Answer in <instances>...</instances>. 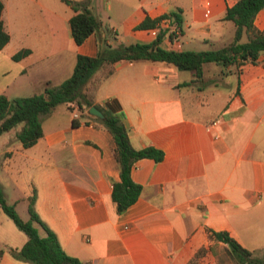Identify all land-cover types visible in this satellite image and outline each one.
I'll list each match as a JSON object with an SVG mask.
<instances>
[{
    "label": "crops",
    "instance_id": "1",
    "mask_svg": "<svg viewBox=\"0 0 264 264\" xmlns=\"http://www.w3.org/2000/svg\"><path fill=\"white\" fill-rule=\"evenodd\" d=\"M235 1L86 0L100 26L75 44L68 26L74 11L61 0H0V19L9 36L0 51L10 59L17 50H29L17 61L10 59L12 71L1 74L9 75L11 84L25 79L31 94L40 92L46 81L56 85L70 75L76 55L94 56L102 41L110 46L152 41V28L168 27L160 16L177 9L180 35L171 40L166 31L161 47L218 49L232 38L233 24L222 16ZM145 17L158 20L152 27L136 28ZM253 25L264 29V7ZM262 59L239 66L237 75L222 74L220 66L206 62L200 82L189 85L181 83L192 78L190 71L165 62L113 64V72L92 90L93 104L121 114L133 148L162 151L158 162L140 158L133 163L130 178L140 185V193L121 213L110 198L111 183L118 179L111 137L68 103L40 116L42 135L29 147L22 148L15 137L9 145V130L0 134L2 190L10 183L21 194L13 205L22 200L27 205L34 189L38 217L62 250L83 264H219V249L226 245L209 239L207 229L226 231L261 255ZM9 87H0V94L10 98L7 90L17 89ZM73 111L78 115L74 119ZM72 119L78 124L72 126ZM25 239L17 236L21 245ZM0 264L30 263L3 250Z\"/></svg>",
    "mask_w": 264,
    "mask_h": 264
},
{
    "label": "trees",
    "instance_id": "2",
    "mask_svg": "<svg viewBox=\"0 0 264 264\" xmlns=\"http://www.w3.org/2000/svg\"><path fill=\"white\" fill-rule=\"evenodd\" d=\"M61 1L74 11V14L68 18L69 32L73 42L80 44L89 34L97 31L100 23L86 7V0ZM263 7L264 0H236L227 7L222 19L232 22L233 34L230 42L218 49L176 51L163 48L160 42L167 29H159L154 39L147 43L132 42L110 46L102 41L94 56L76 55L70 75L60 83L51 85L46 81L40 92L28 96L7 98L0 94V134L22 123L19 131L15 133V139L19 141L22 148H26L34 144L42 135L40 116L48 114L56 105L72 104L87 116L86 110L94 105L92 90L113 72V64L118 61H160L172 65L177 70L190 71L192 78L181 85L200 82L202 65L206 62L220 66L222 74L232 73L230 68L234 67L237 75L239 66L256 63L260 56L264 55V29L258 30L253 25L255 14ZM1 8L0 2V12ZM178 11V9L171 11L160 18H171L175 28L180 31ZM157 20L145 17L136 28L152 27ZM243 36L244 40H242ZM8 40L9 36L3 29L0 19V49ZM28 52V49L17 50L10 59L17 61ZM261 61L264 64V59ZM96 73L99 75L96 76ZM94 106L102 112L103 119L89 117L102 126L111 137L112 155L117 165L118 179L111 183L110 198L115 205L116 213H121L136 200L140 193V185L130 178L133 163L140 158H150L158 162L162 158V151L152 146L133 148L122 125L121 114L105 111L98 105ZM77 124L76 120H71L72 126ZM34 199L35 191L32 189L31 195L27 197V219L22 220L15 212L13 203L6 202L0 185V211L26 237L20 247L7 248L8 254L15 260L30 264H83L62 250L54 232L40 220L33 209ZM36 225L42 230V235L38 234ZM207 237L224 243L228 256L235 264H264V252L261 255H255L251 250L237 243L226 231L207 229ZM2 252L3 249L0 248V255ZM219 264L224 263L219 262Z\"/></svg>",
    "mask_w": 264,
    "mask_h": 264
},
{
    "label": "rangeland",
    "instance_id": "3",
    "mask_svg": "<svg viewBox=\"0 0 264 264\" xmlns=\"http://www.w3.org/2000/svg\"><path fill=\"white\" fill-rule=\"evenodd\" d=\"M245 37H242V40H244ZM187 47V46H185ZM193 51H199L198 48H192ZM4 51H0V87H4L6 86V84H9L10 87H15L17 90L16 91H8L7 90V94L11 95L9 96L10 98H13L12 96L15 95H21V96H27L30 95L33 90L31 89V85L23 82L25 79H18L15 82H13L11 84V80H10V76L7 74H1V72L8 70L9 73L12 71V66L11 64L12 61L10 59H8L5 55H4ZM263 59H264V55H263ZM231 72L235 74V72L237 70L234 69V67L230 68ZM22 123H18L16 124L14 127H12L8 132H6L7 137H9L11 140L9 142V145L12 143L13 138L15 137V133L17 131H19V129L21 128ZM16 140V139H15ZM15 140L13 142H15ZM0 151H1V145H0ZM1 152H0V159L1 157ZM3 175V172L0 169V176ZM4 193V198L6 200V202L8 204L12 203V199H15L16 197H21L20 191L17 188H13L12 185H10V183L8 184V186L6 187L5 190H3ZM14 210L15 212L18 214V216L22 219V220H26L27 219V211H26V201L22 200L17 202L14 205ZM37 231L39 235H42V230L36 225ZM17 236H24V234L19 231L15 225L13 224V222L8 219L1 211H0V248L3 250H7V248L9 247H13V248H18L21 244H19L18 240H17ZM218 261L222 262L224 264H235V262L233 260L230 259V257L227 254V250L226 247H222L219 249V253H218Z\"/></svg>",
    "mask_w": 264,
    "mask_h": 264
},
{
    "label": "built area",
    "instance_id": "4",
    "mask_svg": "<svg viewBox=\"0 0 264 264\" xmlns=\"http://www.w3.org/2000/svg\"><path fill=\"white\" fill-rule=\"evenodd\" d=\"M204 5L207 6L208 5V2H204ZM203 14L206 16L208 14V10L205 9ZM164 19H165V22L168 23V27L166 29H167L168 36H170L169 38L171 40H176L179 37V35H180L179 34L180 31L177 28H175V26L172 24V19L171 18L165 17ZM158 31H159V28H156V27L155 28H152L150 30V34L152 36H155ZM77 116H78L77 113L75 111H73L72 112V118L74 119Z\"/></svg>",
    "mask_w": 264,
    "mask_h": 264
},
{
    "label": "water",
    "instance_id": "5",
    "mask_svg": "<svg viewBox=\"0 0 264 264\" xmlns=\"http://www.w3.org/2000/svg\"><path fill=\"white\" fill-rule=\"evenodd\" d=\"M87 114L93 117H96L98 119H103V114L102 112L96 108L94 105L90 106L87 110H86Z\"/></svg>",
    "mask_w": 264,
    "mask_h": 264
}]
</instances>
